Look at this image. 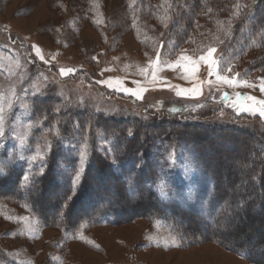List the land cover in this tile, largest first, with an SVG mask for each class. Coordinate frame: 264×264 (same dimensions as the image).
Returning <instances> with one entry per match:
<instances>
[{"label":"rangeland","instance_id":"rangeland-1","mask_svg":"<svg viewBox=\"0 0 264 264\" xmlns=\"http://www.w3.org/2000/svg\"><path fill=\"white\" fill-rule=\"evenodd\" d=\"M166 1L151 0L155 8L145 14L136 6V0L134 3L133 0H0V91L9 93L14 88L18 97L15 113L19 121L23 124L32 121L30 109L25 114L22 105L30 106L31 100L36 97L59 99L63 107L73 111H92L93 114L116 120L137 119L146 123L161 121L164 111L172 109L168 105L177 102L186 109L184 116L187 119L210 125L233 124L264 138V119L238 113L230 106L236 100L237 93L242 97L255 96L258 100H264V92L259 90L264 65L251 67L254 59L264 56V44L255 49L261 45L257 38L252 46L253 51H240L233 57L226 55L229 49V39L226 38L228 21L231 20L233 25L239 18H232L235 11L233 6L239 2L230 4L231 14L224 16L223 10H220L217 19L206 18V24L196 22L203 26L185 35L188 38L185 46L174 51L175 39L169 31L175 24L174 11ZM248 1L240 0V4H247ZM165 15L170 17L166 27L162 23ZM96 20L101 22L94 23ZM33 45L41 48L48 63L40 60ZM188 45L193 48L187 49ZM208 47L217 49L215 58L220 62L222 75L239 73L238 79H246L257 87H230L217 83L214 75L209 77L208 68L203 63L197 74L188 79H184V73L179 68L173 70L165 67L159 72L160 77L178 87H165L159 81L153 83L150 73L146 79L139 71L148 65L149 58L155 59L157 48L161 49L162 60L174 61L181 51L198 58L206 53ZM94 56L97 57L95 61L92 59ZM61 67H73L77 71L61 76ZM229 67L231 72L228 71ZM105 68L110 70L102 72ZM109 78H120L123 87L147 90L142 92L140 99L100 83ZM209 79L213 81L212 84L207 83ZM34 85L41 89L40 94L33 95ZM193 87H199L202 94H176L181 88ZM225 93L228 99H224ZM205 99H209L205 108L196 113L187 110L188 106ZM219 104H222V108L212 114L211 108ZM55 109L52 112H56ZM81 122L73 119L72 129L85 135L88 125ZM49 128L52 126L44 128L40 135H29L23 148L11 134L7 135L0 140V145H3L0 146V163H20L23 174L29 170L38 173L45 161L30 164L27 159L18 157H28L34 153L37 145L43 146L45 135L51 141L54 130L53 134L49 133ZM98 137L107 150L110 139H105L103 133H98ZM73 139L77 141V136ZM74 140L62 143L71 147ZM77 143L79 147L83 138ZM169 148V152L175 148L176 161L174 164L168 162L166 167L159 169L156 187L160 196L197 211L202 222H212L218 214L219 205L209 175L187 145ZM232 160L225 162L236 163L238 159ZM189 167L192 171H187ZM222 186L225 187L226 183ZM48 211H52L51 208ZM25 216L30 219H18ZM226 219L233 220L229 215ZM222 232L225 233V229ZM80 233L94 243L79 239ZM172 237L176 238L179 247H165ZM0 246V264H27L29 261L32 264H252L242 253L229 251L212 240L190 247L182 246L178 232L164 216L138 218L117 225L107 222L103 216L93 221H83L75 232H68L63 228L46 227L29 203L17 197L0 198Z\"/></svg>","mask_w":264,"mask_h":264},{"label":"trees","instance_id":"trees-1","mask_svg":"<svg viewBox=\"0 0 264 264\" xmlns=\"http://www.w3.org/2000/svg\"><path fill=\"white\" fill-rule=\"evenodd\" d=\"M166 2L174 11L175 24L169 31L175 39L176 51L185 46L188 39L185 35L203 26L196 22L206 24V18L217 19L220 10H223L224 16L227 15L230 4L240 3V0ZM136 3L145 14L155 8L151 0H136ZM247 5L244 14L235 19L231 31L227 32V56L233 57L240 51H253L252 41L257 38L261 45L255 49L264 44V0H249ZM187 47L193 48L192 45ZM256 65H264V56L254 59L251 67ZM208 101L193 103L187 110L196 113L205 108ZM168 107L179 111L172 112L168 108L161 121L146 123L137 119L116 120L93 114L92 111H73L63 107L61 100L56 98L32 99L30 120L47 117L41 127L33 130L32 136L41 134L48 126H52L49 130L53 129L54 133L58 126L60 136L48 130L53 134V139L52 150L45 161V174L37 175L27 187L21 186L23 166L20 163H7L11 174L7 178H0V198H22L46 227L63 228L68 232H75L83 221H93L103 216L107 222L115 225L130 223L138 218L164 216L178 232L182 246L190 247L212 240L229 251L242 253L252 264H264V138L233 124L210 125L187 119L184 116L186 109L181 103L174 102ZM54 108H59L60 112H52ZM221 108L222 104L213 106L212 114ZM73 119L88 125L85 135L79 130L74 132ZM129 129L133 130V137L127 136ZM98 133L110 139L107 154L102 151L106 150V146L99 142ZM76 136L78 142L87 136L90 160L76 194L64 206L65 198L71 194L69 180L79 151L78 143L73 139ZM71 140H74L71 147L63 144L71 143ZM179 144L189 147L213 183L219 211L210 223L202 222L197 211L162 198L156 187L159 169L168 164L166 156L169 147ZM113 158L119 163L113 165ZM231 159L238 160L236 163L225 162ZM137 164L141 167H134ZM223 183H226L225 187ZM49 208L52 211H48ZM228 215L233 220H227ZM222 229L226 232H222Z\"/></svg>","mask_w":264,"mask_h":264},{"label":"snow or ice","instance_id":"snow-or-ice-1","mask_svg":"<svg viewBox=\"0 0 264 264\" xmlns=\"http://www.w3.org/2000/svg\"><path fill=\"white\" fill-rule=\"evenodd\" d=\"M135 0H133V3ZM170 7V5H169ZM235 8V11L232 14V18H238L242 14H244L245 10L248 8L247 4H240L237 3L233 6ZM211 11V9H209ZM170 17L168 15H165L162 17V23H164V26H167V20ZM101 21L96 20L94 23H100ZM133 26L135 27V20L133 21ZM232 28L231 20L228 21V28L226 31L230 32ZM253 44H255V41H252ZM259 46V45H257ZM36 52V55L40 58V60L45 61V57L42 54V50L39 46L33 45L32 46ZM163 47V42H161V48ZM217 52V49L215 47H208L205 54H201L198 58L193 57L191 55L185 54V51H181V53L177 56V59L174 61L170 60H162L161 59V49H156V55L155 59L149 58L148 65L146 67L140 68L139 71L142 75L145 76L146 79L151 77V82H161L163 86L165 87H178L175 85H171L165 78L160 77L158 74L161 72L165 67L169 69H176L179 68L184 73V79H188L189 77H194L197 72L199 71V66L201 63L207 66L209 77L215 76V81L220 84H224L230 87H249V88H256L257 85L255 83H251L246 79H238L240 76L239 73H236L234 75H222L221 71L219 70V61L215 58V53ZM53 59H55V56H53ZM92 59L95 61L97 60V57H92ZM115 59V58H114ZM48 63L49 61H45ZM126 68L128 65L125 66ZM110 69L105 68L101 71H108ZM77 69L73 67H61L59 69V74L61 76H67L69 74H72L76 72ZM228 71L231 72V67L228 68ZM45 79H47L45 77ZM100 83L107 84L109 88H113L114 90H119L124 93L130 94L132 96H135L137 98L142 99V92L146 91L147 89L144 88H128L122 86V81L120 78H109L108 80H101ZM135 83L139 84V81H136ZM208 84H212L213 81L209 79L207 81ZM35 88V91L33 92V95H37L41 93V89L39 87L33 86ZM259 90L261 92H264V77L260 78L259 83ZM177 96H185V95H200L201 89L199 87H193L191 89H179L177 91ZM27 95V93H25ZM224 99H228L227 93L224 94ZM18 100V97L16 96L14 88L9 92L5 93L4 91H0V140H4L5 137L9 134L12 135V137L18 141V144L20 148H23L27 142L28 137L33 133V130L41 126L44 122V120L47 119L46 116H44L42 119H36L35 121H29L26 124H23L19 121V116L15 113V106L16 101ZM231 107L237 109L238 113H248L252 116H258L261 119H264V100H258L255 96H246L242 97L240 93H237V98L235 101L232 102L230 105ZM22 107L25 109V114L28 113L30 106L27 104L22 105ZM196 107H201V105H197ZM195 110V109H193ZM56 112H60L59 108L55 109ZM172 112H177L179 109L172 108L170 109ZM222 114V113H221ZM11 121H15L14 124H10ZM79 127V125H77ZM22 129V130H21ZM49 131H52L51 129ZM57 137L60 136L58 126L54 133ZM127 136L133 137L134 132L132 129H129L127 131ZM107 139V138H105ZM3 146V145H0ZM89 142L87 136L83 137V143L79 145V151L77 158L74 163V172L70 177L69 183H70V192L71 194L68 195L65 198L64 206L67 205V203L71 202L73 196L76 194V191L81 184L82 178L85 174L86 167L89 163L90 156H89ZM52 150V142L48 140L47 135L44 136V144L43 146L37 145L36 150L33 154H31L28 157L19 156L18 158L21 160L27 159L30 164H33L37 161L44 162L46 161L47 154L51 152ZM107 154V150H106ZM11 160L12 157H9ZM167 161L174 164L176 161V150L173 148L168 156ZM112 164L116 165L119 163L118 160L115 158L112 159ZM134 167H141V165H134ZM187 171H192L191 167L187 169ZM0 174H5L3 176H0V178H7L8 175L11 174L10 169L8 167L7 163H0ZM45 174V164H41V166L38 169V173H32L31 170L24 172L22 178H21V185L27 187L30 182L34 181V178L37 175L43 176ZM162 195L165 194L163 192V189L161 190ZM191 198V197H189ZM7 219H12V217H7ZM23 221H28L30 217L25 216L18 218ZM79 239L85 240L87 243H94L93 241L88 240L82 233L79 234ZM152 239V238H150ZM96 247H99L98 245H95ZM169 246H175L179 247L180 244L177 242L175 237L171 238L170 243H166L165 247ZM27 264H32L31 261L27 262Z\"/></svg>","mask_w":264,"mask_h":264}]
</instances>
